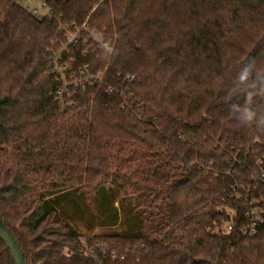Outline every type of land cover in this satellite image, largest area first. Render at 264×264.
<instances>
[{"label":"trees","instance_id":"1","mask_svg":"<svg viewBox=\"0 0 264 264\" xmlns=\"http://www.w3.org/2000/svg\"><path fill=\"white\" fill-rule=\"evenodd\" d=\"M44 1L51 21L0 0V220L24 263L264 264V0ZM59 23L112 48L71 49L104 78L64 106Z\"/></svg>","mask_w":264,"mask_h":264},{"label":"built area","instance_id":"2","mask_svg":"<svg viewBox=\"0 0 264 264\" xmlns=\"http://www.w3.org/2000/svg\"><path fill=\"white\" fill-rule=\"evenodd\" d=\"M22 8L38 19L51 21L53 19L52 11L49 8L48 4L44 0H21ZM85 33L87 37H82V34ZM58 34L60 39L57 43V50L53 51L50 58V67L52 69L54 80L58 83L57 88L54 92L55 100L61 105L64 106V100L70 97V88L82 89L88 84H99L103 83L104 73L99 72L95 75H90L88 73V66H78L74 67L75 60L70 55L71 49L79 46L80 44L86 46L89 41H93V44L96 45L100 50L105 51L106 53L111 52V46L108 41H105L101 38V35L96 31H90L86 28L85 25L82 27H77L73 24L71 25H62L59 23ZM89 38V39H88ZM123 82L130 84L134 81L132 76L126 75L122 78ZM109 92L112 91L111 88L108 89ZM128 89L122 91L121 94H127ZM126 106L125 101L121 104V108L124 109ZM250 179L252 186L256 188L257 185L264 182V156L256 159L254 169L250 174ZM251 187H241L243 193H247L251 190ZM234 191V190H233ZM236 192V191H235ZM239 194L236 197H240ZM245 218L249 220L247 226L242 229L243 235H254L257 232V224L260 221L259 211L253 210L251 212L245 213ZM231 226L227 224V230H230ZM83 255L87 257L94 256L93 249L87 248L85 243ZM100 250L104 251L105 246L103 245Z\"/></svg>","mask_w":264,"mask_h":264},{"label":"water","instance_id":"3","mask_svg":"<svg viewBox=\"0 0 264 264\" xmlns=\"http://www.w3.org/2000/svg\"><path fill=\"white\" fill-rule=\"evenodd\" d=\"M0 239L5 243L6 248L8 249L14 264H25L23 256L19 250V247L9 232L8 228L0 220Z\"/></svg>","mask_w":264,"mask_h":264},{"label":"rangeland","instance_id":"4","mask_svg":"<svg viewBox=\"0 0 264 264\" xmlns=\"http://www.w3.org/2000/svg\"><path fill=\"white\" fill-rule=\"evenodd\" d=\"M53 51H56V48H54ZM75 227L79 233L88 234V235L90 234V233L86 232L84 226L80 223L75 224ZM109 232H110V229H99V228H97L90 235L107 234ZM82 242L84 243V241H82Z\"/></svg>","mask_w":264,"mask_h":264}]
</instances>
